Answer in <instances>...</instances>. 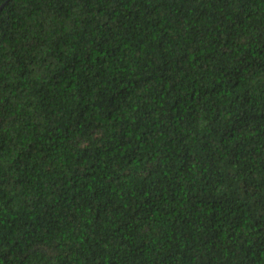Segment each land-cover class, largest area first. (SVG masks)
<instances>
[{"label": "trees", "instance_id": "trees-1", "mask_svg": "<svg viewBox=\"0 0 264 264\" xmlns=\"http://www.w3.org/2000/svg\"><path fill=\"white\" fill-rule=\"evenodd\" d=\"M0 264H264V0H0Z\"/></svg>", "mask_w": 264, "mask_h": 264}, {"label": "water", "instance_id": "water-1", "mask_svg": "<svg viewBox=\"0 0 264 264\" xmlns=\"http://www.w3.org/2000/svg\"><path fill=\"white\" fill-rule=\"evenodd\" d=\"M4 5H5V4H2V5L0 6V10L4 7Z\"/></svg>", "mask_w": 264, "mask_h": 264}]
</instances>
